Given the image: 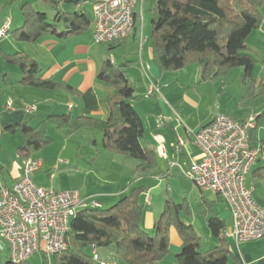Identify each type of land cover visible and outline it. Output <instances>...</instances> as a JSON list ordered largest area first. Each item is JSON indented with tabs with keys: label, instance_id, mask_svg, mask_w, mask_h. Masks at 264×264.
Wrapping results in <instances>:
<instances>
[{
	"label": "trees",
	"instance_id": "trees-1",
	"mask_svg": "<svg viewBox=\"0 0 264 264\" xmlns=\"http://www.w3.org/2000/svg\"><path fill=\"white\" fill-rule=\"evenodd\" d=\"M50 7L53 18L38 12L32 3L20 6L22 25L10 33L19 43L35 44L45 35L66 39L87 33L92 23L79 12H62L58 2L39 0ZM86 0H63L64 4L78 5ZM264 0H154L150 19L152 57L160 73H174L187 67L200 68L201 80L210 82L224 77L230 71L241 69V82L249 84L243 101L253 100L264 93L263 81L252 79L254 60L245 45L249 35L258 30ZM64 27L58 29V25ZM124 41V40H122ZM120 41V42H122ZM120 42L114 43L119 44ZM108 45V50L112 45ZM2 61L16 66L20 72L19 83L25 86L55 91L59 87L51 79H44L42 69L27 54H2ZM126 64H115L103 59L97 80L112 89L108 102L109 115L104 121L70 115L49 116L35 127L20 123L8 129L22 136L17 153L23 158L45 149L51 144L47 125L55 131L77 132L81 129L98 131L106 151L134 160L139 177L161 175L156 148L145 137L143 122L130 104L134 89L124 70ZM256 86V87H255ZM254 90L256 92L254 93ZM249 131V145L256 149L258 158L264 160V141L257 142V121ZM255 162V163H256ZM251 172V180H264V167ZM147 193L144 185L132 187L108 209H82L70 221L66 234L67 248L54 255L53 264H98L87 250L94 245L97 250L112 249L119 264H156L168 256L169 230L174 228L181 240V249L175 256L176 264H238L231 261V252L224 238L225 224L218 216L207 219V226L217 240V246L202 253L201 238L190 226L180 220L188 213V203L182 199L177 204L170 199L164 203L162 213L149 235L141 227L142 198ZM264 249V239H263ZM5 264H12L9 260ZM20 264H28L20 263Z\"/></svg>",
	"mask_w": 264,
	"mask_h": 264
},
{
	"label": "crops",
	"instance_id": "crops-1",
	"mask_svg": "<svg viewBox=\"0 0 264 264\" xmlns=\"http://www.w3.org/2000/svg\"><path fill=\"white\" fill-rule=\"evenodd\" d=\"M7 1L0 0V28L8 23V31L0 39V187L9 188L24 177V167L27 160H34L40 163V167L32 173V179L34 173H37V176H41L43 171V174L46 173V176L48 175L52 180L53 176L48 174L49 171L45 172V170L55 169L58 165L70 164L67 159L56 160L50 158L49 160L42 150L31 154L28 158L19 156L17 148L22 143V136L16 130L13 133H9V128L20 123H28L29 126L35 127L49 116L60 115L104 121L109 115L108 102L112 95V89L97 80L101 62L107 57L105 55L102 56L94 49L95 44L92 42L93 22L90 38L85 36L86 33L66 39H58L54 35H45L33 45L19 43L11 37L10 33L22 25L19 9L24 2H22L23 0H11L12 5L6 7ZM53 1L58 2V8L62 12L71 13L76 11L83 13L87 18L88 11L92 13L91 6L86 1L78 5H67L63 3V0ZM141 1H137L134 9L132 34L124 41L111 47L112 49L132 42L133 49L136 48L135 58H133V61L126 60L128 62L115 63V61H111L117 65L126 64L124 70L134 89L133 99L130 100V104L141 118L143 128H145L146 123L152 122L154 124V129L151 132L153 140L156 141L157 139L159 146L163 147L166 159L162 158V165L160 166L159 164L161 175L152 178L163 181L169 180V177L177 178V175H182V171L186 170L192 162H200L202 154L194 141V136L202 127L208 125L217 113L221 112L212 115L200 113L201 92L196 90V85L199 84V81H202L200 68L191 66L174 73L159 72L152 57L149 39L145 38L144 33L142 35L137 28L138 19L142 17L141 13L138 12L137 5ZM88 19L90 20V18ZM58 29L61 31L64 27L59 24ZM147 43H149L148 46H146ZM14 53L27 54L42 69L44 79H51L57 84L68 86L71 89L59 87L55 91H48L20 84L19 69L16 66L6 64L1 57L2 54ZM252 79L258 82L256 78L252 77ZM202 83H205V81H202ZM190 85L193 87L194 100L191 98V100H188L184 97L186 86L190 87ZM8 101L12 102L10 109L7 108ZM184 101L188 105H185ZM30 105H33L35 110L31 114H27L25 113V107ZM223 114L230 116L226 111ZM251 116L255 117V119L258 117V115L253 116L249 113L239 119H233L245 121ZM256 121L258 125L259 120ZM49 127L51 128L52 126L47 125V128ZM51 129L54 130L53 127ZM80 131H91V129H81ZM256 138L257 142L264 141V127L263 129H260V127L257 129ZM255 148L258 150V145ZM61 157H63V154ZM259 161L264 165L263 159ZM253 170L255 169L251 171ZM76 172L74 171L73 173ZM250 174L251 172L246 178V184L252 188L253 197L257 205L263 207L264 205H260L255 199L256 190L253 183L264 182V180H251ZM59 175L62 176L63 173ZM71 177L72 175L69 176L68 180L71 181ZM146 178L138 177L137 180H145ZM48 183L46 181L45 186H49L50 190L52 189L53 191L70 192L67 190H71L69 187L59 186L58 188L61 191H58L54 187L53 182L49 181ZM130 186L131 184H128L124 189H121V185H118L116 192L112 191V186L103 187L102 192L107 195H102V193L87 195L84 199L79 197L86 203H95L98 206L97 208H101L100 204L106 203L108 198L109 201H112L114 196H119L118 198L120 199L128 192ZM258 189L264 191V186ZM197 190L200 200L199 207L204 209L202 219L204 226L208 229V237L216 242L213 247L217 246L218 243L206 222L209 217L216 215L225 224L223 236L228 242L232 255L230 263L235 259L238 264H264L263 240H261L262 244H258V240L237 245L228 235L230 231H228L227 225L231 227L232 222L230 212L224 202L215 194H213L214 198H207L204 195L205 191ZM182 199L179 203H181ZM147 200H150L149 197ZM218 203L223 205L224 211L219 212L217 210L216 206ZM146 208L147 210L145 208L143 210L141 227L150 235L153 225L158 220V215L152 207ZM189 215L190 210L188 207V213L181 215L180 220L196 231L195 219L191 215L187 219V223L185 219L182 220V216ZM227 222L228 224H226ZM181 245L182 243L176 230L171 228L169 230L168 256L156 264H176L175 256L179 253ZM213 247H210V249ZM98 255L107 264H119L114 259L113 250L110 248L98 250Z\"/></svg>",
	"mask_w": 264,
	"mask_h": 264
},
{
	"label": "built area",
	"instance_id": "built-area-1",
	"mask_svg": "<svg viewBox=\"0 0 264 264\" xmlns=\"http://www.w3.org/2000/svg\"><path fill=\"white\" fill-rule=\"evenodd\" d=\"M138 0H86L93 15L92 39L101 45H111L127 39L134 28V9ZM8 31V23L0 29V39ZM158 93V90L156 89ZM11 101L7 108L10 109ZM33 105L25 107L31 114ZM255 117L236 121L219 113L194 136L200 148V162H192L182 171L184 178L201 191H209L221 198L231 216L228 233L237 245L264 239V208L257 205L246 178L258 158V151L249 145V131ZM157 155L166 159L162 146ZM40 163L27 160L24 177L9 188L0 187V240L8 247L12 264L26 263L35 254L43 257L42 264L67 248L69 223L82 209L97 208L86 203L76 192H57L38 188L32 173ZM93 261L103 262L92 245Z\"/></svg>",
	"mask_w": 264,
	"mask_h": 264
},
{
	"label": "rangeland",
	"instance_id": "rangeland-1",
	"mask_svg": "<svg viewBox=\"0 0 264 264\" xmlns=\"http://www.w3.org/2000/svg\"><path fill=\"white\" fill-rule=\"evenodd\" d=\"M22 2L32 3L34 8L40 12L45 13L49 20L54 16L53 11L49 6L39 2V0H23ZM7 6H11V0L7 1ZM4 5V4H2ZM141 7V10H140ZM154 7V0H142L138 2L137 9L141 13V18L138 19L137 28L144 37L149 39L150 42V19L152 17V10ZM262 17L260 29L253 31L245 41L247 47V53L254 60V68L252 77L258 80L257 83L263 81L264 85V6L260 10ZM88 18L91 23L93 22V15L91 11H88ZM3 27V26H2ZM1 27V28H2ZM0 28V29H1ZM92 29L86 33V37L90 38ZM95 44V51L99 52L102 56H106L115 63L130 60L135 58L136 48L133 49V43H127L108 50L107 45ZM151 44V42H150ZM147 43L146 46H148ZM128 62V61H126ZM191 67V66H190ZM243 72L241 69H235L230 71L224 77L215 79L210 82L196 85V90L201 92L199 107L202 114L212 115L217 112L225 113V111L232 117L239 119L242 116H246L249 113L253 116L261 115L264 113V93L258 95L255 99L250 101H243L242 96L245 94V89H250L249 84H243L241 82ZM194 84V83H193ZM192 84V85H193ZM205 84V85H203ZM186 86L184 91V97L188 100H194L193 87ZM256 87V86H255ZM196 91V92H197ZM254 93L256 90H254ZM191 98V99H190ZM243 101V103H242ZM185 105H188L184 101ZM189 107V106H187ZM218 114V113H217ZM144 116V115H143ZM264 127V116L259 120L258 128ZM52 128V127H51ZM50 127L47 128V136L52 140L44 150L46 158L50 160H64L69 161V165H58L55 169L45 170L48 174L53 176L51 180L46 173L41 172V176H37V173L33 174L32 182L38 188H44L49 190V186L46 185L49 181L53 182L54 187L61 191L59 186L69 187L70 192L79 193V196L84 199L87 195L102 194L103 187H113L112 191H117V186L121 185V189H124L128 184H131L130 188L144 185L147 189L145 196L142 198L143 207H152L157 213V219L162 213L164 203L167 199L172 200L175 203H179L180 200L186 199L190 210V215L195 219L194 225L197 233L202 238L200 251L203 252L215 245V241L208 237V229L204 226L202 219L203 210L199 207V193L192 182L184 178L182 175H177V178L173 179L169 177V180H155L152 177H147L145 180H137L138 173L135 172L134 160L123 157L122 155H116L109 153L102 147L101 133L98 131H54ZM49 129V130H48ZM145 137L149 143H153L155 148L159 146V142L153 140L151 132L154 129V124L151 122L145 124ZM94 143V144H93ZM155 143V144H154ZM63 154V157L61 155ZM158 157V156H157ZM162 158L158 157V163L162 165ZM263 162V161H262ZM264 167L260 161L256 162L252 169H258ZM76 169V170H75ZM251 169V170H252ZM77 171L76 173H73ZM176 171V170H175ZM63 173L62 176L59 174ZM72 173V174H71ZM72 175V180H68ZM44 177V178H43ZM123 177V178H122ZM122 179V180H121ZM133 181V182H132ZM249 181V180H248ZM49 184V183H48ZM255 187V199L260 205H264V191L258 189L264 186V182H254ZM66 188V189H69ZM52 190V189H51ZM74 190V191H73ZM205 197L214 198L212 192L205 191ZM89 197V196H88ZM119 196H114L112 201L107 199L106 203H101V209H108L118 201ZM149 197V201L147 198ZM219 212L224 211L223 205L216 206ZM264 207V206H263ZM189 216H182L187 223ZM228 224V222L226 223ZM228 231L231 227L227 225ZM262 244L259 240L258 244ZM90 254V249L87 250ZM9 250L6 244L0 240V264H5L8 261ZM28 264H42L43 257L39 253L33 255L27 262ZM50 263L53 264V257L50 258Z\"/></svg>",
	"mask_w": 264,
	"mask_h": 264
}]
</instances>
